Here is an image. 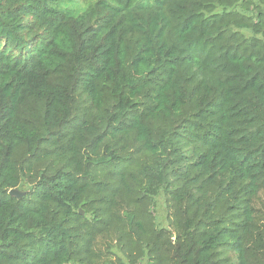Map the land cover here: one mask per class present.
Masks as SVG:
<instances>
[{
	"label": "trees",
	"instance_id": "obj_1",
	"mask_svg": "<svg viewBox=\"0 0 264 264\" xmlns=\"http://www.w3.org/2000/svg\"><path fill=\"white\" fill-rule=\"evenodd\" d=\"M142 263L264 264V0H0V264Z\"/></svg>",
	"mask_w": 264,
	"mask_h": 264
},
{
	"label": "rangeland",
	"instance_id": "obj_2",
	"mask_svg": "<svg viewBox=\"0 0 264 264\" xmlns=\"http://www.w3.org/2000/svg\"><path fill=\"white\" fill-rule=\"evenodd\" d=\"M158 214L162 217L161 219L163 220V222H165L166 209L164 206V201L160 203ZM142 264H145V263H142Z\"/></svg>",
	"mask_w": 264,
	"mask_h": 264
},
{
	"label": "water",
	"instance_id": "obj_3",
	"mask_svg": "<svg viewBox=\"0 0 264 264\" xmlns=\"http://www.w3.org/2000/svg\"><path fill=\"white\" fill-rule=\"evenodd\" d=\"M9 193L11 194V195H14V196H17V197H23V195L25 194V192H23V191H20L19 189H17V188H14V189H11L10 191H9ZM81 212H83V211H81Z\"/></svg>",
	"mask_w": 264,
	"mask_h": 264
}]
</instances>
